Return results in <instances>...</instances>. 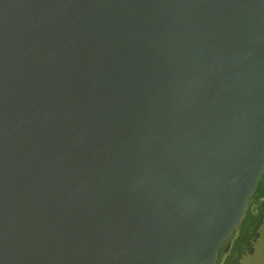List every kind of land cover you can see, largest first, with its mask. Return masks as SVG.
Returning a JSON list of instances; mask_svg holds the SVG:
<instances>
[{"label": "water", "instance_id": "95a60500", "mask_svg": "<svg viewBox=\"0 0 264 264\" xmlns=\"http://www.w3.org/2000/svg\"><path fill=\"white\" fill-rule=\"evenodd\" d=\"M264 175V0H0V264H222Z\"/></svg>", "mask_w": 264, "mask_h": 264}, {"label": "trees", "instance_id": "16d2710c", "mask_svg": "<svg viewBox=\"0 0 264 264\" xmlns=\"http://www.w3.org/2000/svg\"><path fill=\"white\" fill-rule=\"evenodd\" d=\"M264 221V175L258 188L250 199L247 213L239 227L237 234L231 240L228 253L220 252L219 261L222 264H239L243 256L252 254L254 243L259 237V229Z\"/></svg>", "mask_w": 264, "mask_h": 264}, {"label": "rangeland", "instance_id": "374dc122", "mask_svg": "<svg viewBox=\"0 0 264 264\" xmlns=\"http://www.w3.org/2000/svg\"><path fill=\"white\" fill-rule=\"evenodd\" d=\"M239 264H264V221L259 229V237L254 243V251L242 257Z\"/></svg>", "mask_w": 264, "mask_h": 264}]
</instances>
